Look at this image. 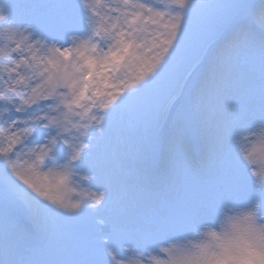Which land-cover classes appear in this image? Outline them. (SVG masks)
<instances>
[{"label": "snow or ice", "instance_id": "snow-or-ice-1", "mask_svg": "<svg viewBox=\"0 0 264 264\" xmlns=\"http://www.w3.org/2000/svg\"><path fill=\"white\" fill-rule=\"evenodd\" d=\"M0 264H264V0H0Z\"/></svg>", "mask_w": 264, "mask_h": 264}]
</instances>
